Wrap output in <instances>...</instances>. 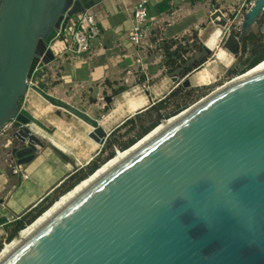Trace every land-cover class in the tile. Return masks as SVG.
<instances>
[{
	"label": "water",
	"instance_id": "obj_1",
	"mask_svg": "<svg viewBox=\"0 0 264 264\" xmlns=\"http://www.w3.org/2000/svg\"><path fill=\"white\" fill-rule=\"evenodd\" d=\"M95 3L0 0V130L8 125L6 150L18 165L46 146L72 162L38 134L52 130L20 103L28 90L85 122L97 144L110 133L87 111L28 85L40 63L55 60L52 45L74 16ZM262 14L264 0H253L239 34H227L234 59ZM211 19L228 23L220 9ZM261 62L167 118L177 117L17 238L21 230L0 264H264V69L243 76ZM104 100L110 107L113 94Z\"/></svg>",
	"mask_w": 264,
	"mask_h": 264
},
{
	"label": "crops",
	"instance_id": "obj_2",
	"mask_svg": "<svg viewBox=\"0 0 264 264\" xmlns=\"http://www.w3.org/2000/svg\"><path fill=\"white\" fill-rule=\"evenodd\" d=\"M242 1L169 0L166 5L170 8L162 10L165 4L163 0H149L148 41L147 44L139 46L129 38L134 22L132 9L138 0H96L89 11L94 14L101 32L93 40L90 53L77 55L69 50L74 29L73 19L66 31L52 45L55 60L49 64L40 63L46 70L43 74L46 89L54 96L71 102L77 94L80 101L85 99L86 90L92 92L91 89H100L98 94L107 87L113 90L126 85L127 90L113 94L119 104L123 103L121 115L118 116V119L122 118L118 123L120 124L162 97L178 80L174 81V76L165 73L162 54L156 49L157 43L164 38H179L190 33L192 29H197L202 42H205L202 33L217 27H214L211 14L220 9L224 15ZM192 74L188 76L191 77ZM211 76L212 73L210 78ZM189 77L191 83L194 77ZM194 80L196 85L205 84L198 82L196 76ZM166 81L170 83L166 84ZM142 86L156 93L154 96L148 90L142 93ZM31 91L39 97V101H44L34 90H28L27 96ZM159 91L161 93L157 94ZM125 93L132 96L141 95L148 103L137 110L127 112ZM161 94L163 95L159 96ZM49 122L52 124L53 120ZM7 128L8 125L0 130V217L6 216L7 222H10L46 196L67 174L86 164L92 156L84 163L74 159L72 162H65L46 146L34 160L18 165L6 150V144L9 142ZM38 132L49 142L53 143L52 139L55 140L52 137L55 131L48 134L38 129ZM14 168L17 169L16 172ZM4 231V225H0V236Z\"/></svg>",
	"mask_w": 264,
	"mask_h": 264
},
{
	"label": "trees",
	"instance_id": "obj_3",
	"mask_svg": "<svg viewBox=\"0 0 264 264\" xmlns=\"http://www.w3.org/2000/svg\"><path fill=\"white\" fill-rule=\"evenodd\" d=\"M163 1L165 4L162 10L169 9V5H166L169 0ZM263 23L264 14L256 20V29H252L240 40L241 51L239 57L226 68L223 78L214 84L185 86L182 83L188 75L201 69L210 57V54H207L203 48L202 39L197 29H192L190 33L179 38H164L160 40L156 45V49L162 54V64L164 65L165 73L177 77L178 80L175 82V85L162 97L118 124L109 133L100 151L86 164L67 174L35 205L30 206L22 214L5 223L4 229L6 233L0 239V251L3 248V241L9 243L21 230L40 217L61 196L89 177L91 173L102 166L107 160L114 157L117 150L123 151L127 149L141 139L143 135L156 127L162 119H167L178 114L212 91L215 86L244 73L264 60ZM236 34H239V32ZM45 71V68L42 66L36 71V75L42 76L45 74ZM40 86L46 88L43 83H40ZM127 89L128 86L126 85L119 86L113 89V93L120 94ZM22 102L23 97L20 99V103ZM109 108L108 105H105V111Z\"/></svg>",
	"mask_w": 264,
	"mask_h": 264
},
{
	"label": "rangeland",
	"instance_id": "obj_4",
	"mask_svg": "<svg viewBox=\"0 0 264 264\" xmlns=\"http://www.w3.org/2000/svg\"><path fill=\"white\" fill-rule=\"evenodd\" d=\"M247 3H248V0L245 3V6L243 7V9H246ZM238 6L239 5L237 4L234 7L237 8ZM214 27H216V26H214ZM217 27H219V29H221V35L219 36L218 44L215 48L212 49L210 57L202 66V67H205L208 64L207 68H208L209 72L213 74V76H211V78L209 79L211 82L205 83V84H214V83L218 82L224 76V71L227 68V66H225V65L229 64V66H230L233 63V61L235 60L233 58V56H231V54L223 46V42L225 41L227 34L229 32H234V31L231 30L229 32L228 31L226 32L225 28H222L220 26H217ZM252 29H256V24H254ZM210 31H212V30L208 29V31H205V33H202V38H205L204 40H206L208 35L211 33ZM234 33H236V32H234ZM218 48H222L227 52L228 57L231 58V60L229 59V62H227V63L223 62L216 57V52H217ZM197 71L198 70L193 72L191 77H189V76L188 77L189 78H192V77L195 78ZM194 78H193V81H191V83L193 85H196V81L194 80ZM228 80H225L224 82H226ZM169 83H170L169 81H166V84H169ZM151 85H152V83H151ZM198 85H202V84H198ZM218 86H215V88ZM130 89H131V87H130ZM141 89H142V93L144 92V90H146V91L148 90V92H150L153 96L156 93V91H151L152 89H150V88L146 89L143 86ZM91 90H92V92H89L87 90L85 91V94H84L85 99L80 101L79 96L77 94V95H75V97L72 100L73 103H72V101L70 103L74 104L75 106H77V107H79L85 111H87L91 116H93L94 118H97L99 121H101L106 116V114L108 115L110 113L112 107L116 104L117 99L115 98L116 96H114L113 101L111 103V108H109L107 111H105V104L106 103L104 100V96L107 94H114L113 90H111L110 88L107 87L104 90H101V92L98 94H97V91H99L100 89L97 91L95 89H91ZM160 93L161 92L159 91L157 94H160ZM162 95L163 94H161L159 96H162ZM38 98L39 97L36 96L35 93H32V91H31L30 95L27 96V94H26L23 97L22 105L27 107L29 111H31L33 114H35L39 119H41L48 126H51L55 129L54 130L55 132L52 135V137L56 141L65 144V146L67 147V150H68V152H66V154H68L72 159H74V161H79L80 163H84L88 159H90L91 156L93 157L94 155H96L100 151V149L102 148V145L97 144L91 138L88 137V132L91 130L90 126H88L85 122L81 121L80 119H78L74 115L68 113L67 111L50 105L44 99H41L44 101H39L40 99H38ZM92 100H94V102H92ZM121 119L122 118H119L113 122L107 123L106 130L108 132H111L116 127L115 125L118 124L119 121H121ZM49 120H53V123L51 124L49 122ZM44 142L49 143V140L45 139ZM5 233L6 232L4 231L2 236H0V239L5 235ZM5 243H8V242H5ZM4 245L5 244H3V246Z\"/></svg>",
	"mask_w": 264,
	"mask_h": 264
},
{
	"label": "built area",
	"instance_id": "obj_5",
	"mask_svg": "<svg viewBox=\"0 0 264 264\" xmlns=\"http://www.w3.org/2000/svg\"><path fill=\"white\" fill-rule=\"evenodd\" d=\"M247 0H243L239 3L238 7H231L224 16L228 19V23L226 25L225 30L239 32L243 13L251 6L253 1H249L246 4V9H243ZM149 0H138V2L134 5L132 9L133 13V25L130 33V40L139 46H143L147 44L148 41V18H149V10H148ZM231 17V18H230ZM101 29L98 25V22L92 12L89 9L77 14L74 18V29L72 30L70 37L69 50L76 53L77 55L83 53H90L93 40L97 38L100 34ZM42 65H38L33 72L31 78L28 79V85L36 84L40 86V83L45 84L46 80L44 75L37 76L36 71ZM119 150H117L118 152ZM16 172L17 169L14 168ZM6 244L5 242H3Z\"/></svg>",
	"mask_w": 264,
	"mask_h": 264
},
{
	"label": "bare ground",
	"instance_id": "obj_6",
	"mask_svg": "<svg viewBox=\"0 0 264 264\" xmlns=\"http://www.w3.org/2000/svg\"><path fill=\"white\" fill-rule=\"evenodd\" d=\"M221 35V30L216 27L215 29H213L211 31V33L208 35V37L206 38L207 45L210 48H215L218 44V39L219 36ZM220 44V43H219ZM232 56V55H231ZM216 57L223 61V62H229V59L231 60V58L228 57L227 52L222 49V48H218L217 52H216ZM259 57V56H258ZM257 57V58H258ZM261 57V56H260ZM263 58V57H261ZM216 59V58H215ZM257 61V60H256ZM255 61V62H256ZM218 65V64H217ZM229 65V64H228ZM208 64L205 67H202L201 69H199L196 72V78L199 80L198 82H202V83H208L209 79H210V72L207 68ZM250 67V66H249ZM245 68V67H244ZM248 68V67H247ZM264 69V61H262L259 65H257L255 68H253L251 71H249L247 74L243 75V76H247L249 74H253L255 72H258L260 70ZM243 72V71H242ZM241 76V77H243ZM239 77V78H241ZM197 82V83H198ZM211 82V81H210ZM125 97V102L127 103V108L125 111L127 112H132L134 110H137L141 107H143L144 105L147 104V100L143 97V96H132L129 93H125L124 94ZM122 106L123 103L119 104L118 102L114 105L113 110L110 111V113L103 118V120L100 121V124H102L103 127L106 128L107 123L109 122H113L115 120L118 119V116L121 115L122 112ZM42 110V109H41ZM41 112V111H40ZM127 117V116H126ZM166 118V117H165ZM177 117L171 118V119H165L162 120L160 123V125L158 127H156L152 132H150L148 135H146L143 139H141L137 144H135L133 147H131L130 149L126 150V151H118L115 155V157L111 160H109L106 164H104L99 170H97L90 178L80 182L79 184H77V186L75 188H73L72 190H69L68 193L64 194L63 196H61L56 202L55 204H52L53 206L48 209L46 212H44L43 214L40 215V217L31 225L26 226L25 229H23L20 234L18 235L17 238H19L22 234H24L26 231H28L30 228H32L35 224H37L39 221H41L43 218H45L48 214H50L54 209H56L60 204H62L65 200H67L71 195H73L77 190H79L81 187H83L85 184H87L89 181H91L93 178H95L97 175H99L100 173H102L104 170H106L108 167H110L112 164H114L115 162H117L118 160H120L122 157H124L125 155H127L128 153H130L131 151H133L135 148H137L138 146H140L141 144H143L146 140H148L150 137H152L155 133H157L159 130H161L162 128H164L165 126L169 125L172 121H174ZM148 131V130H147ZM144 136V135H143ZM51 137V136H50ZM138 139V138H137ZM53 144L55 146H57L58 148H60L61 150H64L65 152H68L67 147L65 146L64 143H60L56 140H53ZM104 162V161H103ZM95 169V168H94ZM93 171V170H92ZM92 174V173H91ZM16 238V239H17ZM16 239H12L14 242ZM11 242V243H12ZM11 243H6L3 246L2 251L0 252V254L11 244Z\"/></svg>",
	"mask_w": 264,
	"mask_h": 264
},
{
	"label": "flooded vegetation",
	"instance_id": "obj_7",
	"mask_svg": "<svg viewBox=\"0 0 264 264\" xmlns=\"http://www.w3.org/2000/svg\"><path fill=\"white\" fill-rule=\"evenodd\" d=\"M50 128H51V130H52V132L51 133H53L54 132V128L53 127H51V126H49ZM51 133H48V134H51ZM10 156V155H9ZM10 158L11 159H13L11 156H10Z\"/></svg>",
	"mask_w": 264,
	"mask_h": 264
}]
</instances>
